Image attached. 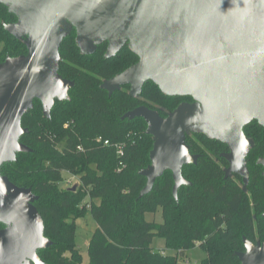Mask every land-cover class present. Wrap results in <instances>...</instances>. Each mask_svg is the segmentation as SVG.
<instances>
[{"label":"water","instance_id":"1","mask_svg":"<svg viewBox=\"0 0 264 264\" xmlns=\"http://www.w3.org/2000/svg\"><path fill=\"white\" fill-rule=\"evenodd\" d=\"M17 16L5 29L26 40L27 53L0 63V264H47L39 250L53 241L35 205L39 196L1 173L2 166L32 148L21 142L28 132L24 115L38 99L46 116L56 102L70 99L73 80L59 73L60 47L72 31L83 55L107 42L105 58L125 45L138 61L101 84L111 96L124 86L139 96L153 81L168 96H191L167 116L146 105L122 119L143 118L154 137L150 164L139 171L150 193L156 180L171 171L172 188L190 185L183 174L197 164L188 134H203L228 145L222 153L233 173L250 181L247 156L255 141L245 127L264 126V0H0ZM257 163L264 168V156ZM264 175V171H263ZM78 184L71 188L75 191ZM264 217V213H263ZM240 264H264V242L243 237Z\"/></svg>","mask_w":264,"mask_h":264},{"label":"trees","instance_id":"2","mask_svg":"<svg viewBox=\"0 0 264 264\" xmlns=\"http://www.w3.org/2000/svg\"><path fill=\"white\" fill-rule=\"evenodd\" d=\"M14 20L16 16L0 3V62L27 53L26 41L4 27ZM75 39L74 29L60 47L59 73L75 82L70 99L56 100L50 116L35 99L22 119L28 132L21 136L32 151L18 153L16 161L1 169L15 184L32 188L39 196L35 205L45 235L53 241L39 250L41 258L47 264H82L75 219L90 213L97 227L88 244V264H177L179 256L197 243L206 252L201 264H240L236 252L245 250L244 236L264 242V175L257 164L264 156V126L253 121L245 127L247 136L255 140L248 155L246 190L238 184L239 175L225 177L228 163L220 153L227 150L226 144L188 134L191 153L199 154L197 164L183 167L191 184L181 186L175 199L168 170L150 193L139 197L146 184L139 171L151 162L154 137L146 133L143 118L122 116L141 105L167 116L181 102L193 99L168 96L153 81L146 82L137 97L130 94L129 85L110 96L101 88L103 81L136 63L138 56L125 45L107 59V42L98 45L95 53L83 55ZM106 139L110 145L104 144ZM64 172L80 178L75 191L61 186ZM87 195L90 202L84 201ZM159 210L162 222L147 219L148 213ZM155 237L165 240V250L153 247Z\"/></svg>","mask_w":264,"mask_h":264},{"label":"rangeland","instance_id":"3","mask_svg":"<svg viewBox=\"0 0 264 264\" xmlns=\"http://www.w3.org/2000/svg\"><path fill=\"white\" fill-rule=\"evenodd\" d=\"M1 47L2 44L0 43V48ZM63 177L64 180L62 181L61 186L66 188L65 180L67 178H71V175L68 172H64ZM238 184H240L241 187H243L241 181H238ZM84 201L90 202L89 195L85 197ZM84 201L81 204H83ZM146 217L148 220H156L158 222L163 221L161 210H159L156 214L148 213ZM70 220L71 219H69V221ZM75 222L77 226V231H76L77 243L84 255L82 264H88L89 261V256L87 252L88 244L93 231L97 227V223L90 213H88L85 217L75 219ZM153 247L156 250H165V240L161 237H155L153 242ZM168 252L173 254L176 253L175 250H168ZM205 257H206V252L203 250L202 247H200V244L197 243L195 247L188 250L185 254H181L179 256L177 264H201L202 259ZM27 264H32V263L28 262Z\"/></svg>","mask_w":264,"mask_h":264},{"label":"built area","instance_id":"4","mask_svg":"<svg viewBox=\"0 0 264 264\" xmlns=\"http://www.w3.org/2000/svg\"><path fill=\"white\" fill-rule=\"evenodd\" d=\"M98 140H102V137H99L98 138ZM104 144L105 145H110V141L108 140V139H106V140H104ZM122 148H123V146L122 145H119V146H117V153L119 154V155H121L123 152H122ZM79 149H82V147L81 146H79ZM121 169V167L118 169V170H120ZM70 175H71V178H67L66 180H65V183H66V188H71L72 186H74L75 184H78V187H79V185L81 184V180H80V178L78 177V176H76V175H74V174H71L70 172H68ZM77 187V188H78Z\"/></svg>","mask_w":264,"mask_h":264},{"label":"flooded vegetation","instance_id":"5","mask_svg":"<svg viewBox=\"0 0 264 264\" xmlns=\"http://www.w3.org/2000/svg\"><path fill=\"white\" fill-rule=\"evenodd\" d=\"M7 8H8V7H7ZM8 11H9V9H8ZM9 12H10V11H9ZM10 13H11V12H10ZM12 14H13V13H12ZM14 15H15V14H14ZM15 16H16V15H15ZM16 21H17V16H16V20H14V21H12V22H16ZM10 23H11V22H10ZM6 24H8V23H6ZM6 24H4V27H5ZM8 32H9V31H8ZM9 33H10V32H9ZM21 39L25 40L24 38H21ZM25 41H26V40H25ZM5 60H6V59H5ZM5 60H4V61H5ZM4 61H2V62H4ZM0 63H1V62H0ZM129 87H130V86H129ZM129 91H130V89H129ZM34 101H35V100H34ZM146 106H147V105H146ZM254 121H256V120H254ZM252 122H253V121H252ZM258 124H259V123H258ZM259 125H260V124H259ZM261 126H262V125H261ZM246 135H247V134H246ZM248 137H249V136H248ZM249 138H251V137H249ZM252 139H253V138H252ZM213 140H214V139H213ZM253 140H254V139H253ZM254 141H255V140H254ZM219 142H220V141H219ZM222 143H223V142H222ZM224 144H225V143H224ZM226 146H227V150L222 151V152L220 153V157H222V155H221L222 153H224V152H229V151H230V149H229V147H228L227 144H226ZM254 147H255V145H254ZM254 147H253V148H254ZM253 148H252V149H253ZM252 149H251V150H252ZM251 150H250V152H251ZM190 152H191V151H190ZM250 152H249V153H250ZM198 155H199V154H198ZM248 155H249V154H248ZM260 157H263V156H260ZM222 158H224V157H222ZM224 159H225V158H224ZM225 160H226V159H225ZM247 160H248V156H247ZM226 161H227V160H226ZM257 161H258V160H257ZM227 163H228V165H227V167H228V166H229V162L227 161ZM257 164H258V163H257ZM247 165H248V164H247ZM261 166H262V165H261ZM227 167H225V170H226ZM262 167H263V166H262ZM248 168H249V167H248ZM263 171H264V168H263ZM263 171H262V174H263ZM235 174H236V173H233V174L230 175V176H233V175H235ZM237 175H239V174H237ZM230 176H229V177H230ZM239 176H240V175H239ZM240 177H241V176H240ZM241 179H242V177H241ZM241 182H242V184H243V188L246 190V188L248 187L249 184H248L247 186H245L244 183H243V180H241ZM249 182H250V181H249Z\"/></svg>","mask_w":264,"mask_h":264}]
</instances>
